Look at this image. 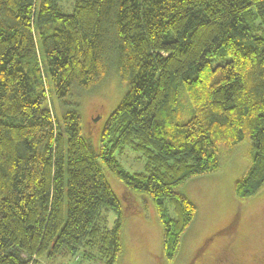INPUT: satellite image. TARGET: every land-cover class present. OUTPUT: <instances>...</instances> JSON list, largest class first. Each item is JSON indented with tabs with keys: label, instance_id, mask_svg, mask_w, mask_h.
I'll use <instances>...</instances> for the list:
<instances>
[{
	"label": "trees",
	"instance_id": "obj_1",
	"mask_svg": "<svg viewBox=\"0 0 264 264\" xmlns=\"http://www.w3.org/2000/svg\"><path fill=\"white\" fill-rule=\"evenodd\" d=\"M62 1L0 0V264H120L129 217L151 203L173 263L198 215L185 183L249 140L234 195L264 189V0ZM116 70L127 92L95 147L79 100ZM123 147L144 171L122 166Z\"/></svg>",
	"mask_w": 264,
	"mask_h": 264
},
{
	"label": "rangeland",
	"instance_id": "obj_2",
	"mask_svg": "<svg viewBox=\"0 0 264 264\" xmlns=\"http://www.w3.org/2000/svg\"><path fill=\"white\" fill-rule=\"evenodd\" d=\"M75 0H63L67 13L73 11ZM123 87L116 70L92 92L81 97L79 112L84 127L91 132L95 147L99 146L101 132L110 116L124 98ZM57 109V110H56ZM66 107L55 99L54 110L61 118ZM100 113V114H99ZM251 142H242L235 153L225 160L217 173L192 178L180 189L198 207V215L184 235L180 251L173 261L167 263L163 257V230L156 208L151 203L147 218L139 215L129 217L124 234L125 251L120 264H213L219 255L217 249L228 244L231 251H240V262L261 264L264 260V189L256 196L239 201L234 195V183L251 165ZM115 156L131 173L142 172L146 160L142 152L131 147L118 148ZM117 195L122 199L120 183L108 175ZM174 217L172 207H168ZM130 223H133L130 225ZM203 254H206L203 257ZM202 260H197V258ZM44 260V259H42ZM46 262V260H44ZM59 264H101L99 261H79V255L71 261Z\"/></svg>",
	"mask_w": 264,
	"mask_h": 264
},
{
	"label": "flooded vegetation",
	"instance_id": "obj_3",
	"mask_svg": "<svg viewBox=\"0 0 264 264\" xmlns=\"http://www.w3.org/2000/svg\"><path fill=\"white\" fill-rule=\"evenodd\" d=\"M220 249V255L216 258V261L214 264H236L239 263L240 261L239 258L235 259V254L233 251L230 250V247L228 244H223L221 245ZM197 260H200L197 258ZM198 261L196 262V259L192 260L189 262V264H197ZM240 264V263H239Z\"/></svg>",
	"mask_w": 264,
	"mask_h": 264
}]
</instances>
